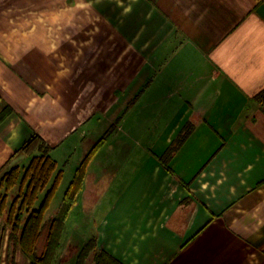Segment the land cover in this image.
I'll use <instances>...</instances> for the list:
<instances>
[{"label":"crops","instance_id":"obj_1","mask_svg":"<svg viewBox=\"0 0 264 264\" xmlns=\"http://www.w3.org/2000/svg\"><path fill=\"white\" fill-rule=\"evenodd\" d=\"M2 112L0 177L33 134L50 156L87 143L79 166L95 122L117 121L104 145L123 157L93 155L73 204L117 181L93 256L264 264V0H0Z\"/></svg>","mask_w":264,"mask_h":264},{"label":"trees","instance_id":"obj_2","mask_svg":"<svg viewBox=\"0 0 264 264\" xmlns=\"http://www.w3.org/2000/svg\"><path fill=\"white\" fill-rule=\"evenodd\" d=\"M5 114L6 112L0 113V121ZM112 130L113 126L109 127L105 134ZM103 139L104 137L91 148L76 169L62 202L48 225L42 252L38 253V247L43 233L44 214L60 184L62 169L57 170V162L50 156L49 148L44 140L39 135L33 134L20 148L24 155L30 157L28 164L22 169L19 166H13L0 177V214L6 212L5 225L9 228L8 243L19 247L21 252L29 258L30 264H52L55 251L60 244L64 222L81 188L86 166L95 154L98 143L100 144ZM178 143L179 140L176 144ZM173 150L174 146L170 147L163 159L166 160ZM49 182H51L50 187L39 205L35 207L39 193L45 190ZM15 186H18V193L7 209V194ZM1 245L2 237L0 252ZM96 246V238H90L80 250L75 264H84L85 259L96 249ZM93 261L94 264H122L102 250L94 253ZM8 264H15L13 257Z\"/></svg>","mask_w":264,"mask_h":264},{"label":"rangeland","instance_id":"obj_3","mask_svg":"<svg viewBox=\"0 0 264 264\" xmlns=\"http://www.w3.org/2000/svg\"><path fill=\"white\" fill-rule=\"evenodd\" d=\"M128 119L129 120L127 124H131L134 119L133 112L131 115H129ZM111 126H113V130L105 134L108 131L109 127ZM116 126H117V121L115 119L113 121H107V120L102 119L99 122L97 121L95 122V130L92 133L93 135L90 136V138L92 139L94 136L95 141L97 142L99 138L101 139L104 137L102 142L100 144L98 143V147L94 154L96 155L98 153V155L96 156L97 158L96 163L97 161H101L103 156H106L108 154H110L111 157L116 161L120 157H123V155H121V153H119L118 149L116 148H114V150L111 152H107L108 150L106 149H109L110 145L114 147L115 142L112 141L108 143L107 145H104L105 140H107V142L110 140L112 133L116 129ZM83 150L85 152L88 150L87 143L84 144V147L72 146L71 143H68L67 145L64 146V148L58 149L51 154L52 158L57 161V170L62 169L63 175H62L60 184L55 192V195L52 198V201L50 202V205L44 214V227H43V233L41 236V240L39 242L38 253L43 251V247L45 244V237H46V233L48 230V225L51 219L54 217L56 210L59 207V204L62 202L64 193L69 185V182L71 181L74 175L76 167L78 166L75 164L76 160L81 156V152H83ZM96 163L95 162L93 163L94 167L96 166L95 165ZM18 166L20 167V169L24 167L22 165H18ZM111 173L113 174L114 172L111 171ZM108 182L110 181L107 180L106 175L99 176L98 180L96 179V182H95L98 185L96 187L97 189L96 192L100 193L101 190L105 187V184H107ZM112 182H114V187H113V190H111V194L106 193V195L104 196L100 194L96 198V201L93 203L95 204L96 209L94 208V210H89L92 207L91 205L92 203H90L89 201L91 197H87V196H85L84 198L82 196V198L79 199L78 206L73 205L71 207L66 217V220L64 222V229L61 233L60 244H59L58 249L55 251L52 264H56L57 262L58 264L60 263L75 264L76 263L77 256L80 250L82 249V247L85 245L86 243L85 241L88 238L90 239L91 236H94V233H95L94 227L100 221V218H102L103 206L107 205L109 203V200H112L113 202L114 197L112 196V193H113L112 191H116L117 190L116 188L118 185H117L116 180H112ZM50 184L51 182H49L45 190L39 193L38 199L34 204L35 207H37L39 203L41 202V200L43 199L45 192L50 187ZM2 193H4V191H2ZM17 193H18V186H15L12 190L8 192L7 209L11 201L17 195ZM84 210H88V211H84ZM5 215H6V212L0 214V222H1V225L3 224L4 229H6L9 234V228L5 225ZM74 225H77V226L79 225V227L77 228V232L73 233L74 230L71 227ZM7 245H8L7 246L8 247L7 248V251H8L7 258H9L10 260L11 254L13 253V251H15L17 247H14L12 244H9V243ZM92 256H93V252L92 254H89V256L87 257L88 263L86 262V259H87L86 258L84 264H92Z\"/></svg>","mask_w":264,"mask_h":264}]
</instances>
